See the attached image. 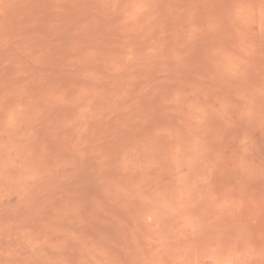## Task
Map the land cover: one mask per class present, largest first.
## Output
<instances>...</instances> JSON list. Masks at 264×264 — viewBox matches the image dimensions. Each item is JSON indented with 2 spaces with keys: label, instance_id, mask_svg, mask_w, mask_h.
<instances>
[{
  "label": "rangeland",
  "instance_id": "obj_1",
  "mask_svg": "<svg viewBox=\"0 0 264 264\" xmlns=\"http://www.w3.org/2000/svg\"><path fill=\"white\" fill-rule=\"evenodd\" d=\"M0 264H264V0H0Z\"/></svg>",
  "mask_w": 264,
  "mask_h": 264
}]
</instances>
